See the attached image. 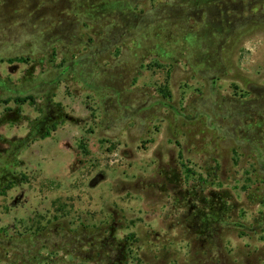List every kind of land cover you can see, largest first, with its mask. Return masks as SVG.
I'll use <instances>...</instances> for the list:
<instances>
[{"label": "rangeland", "instance_id": "1", "mask_svg": "<svg viewBox=\"0 0 264 264\" xmlns=\"http://www.w3.org/2000/svg\"><path fill=\"white\" fill-rule=\"evenodd\" d=\"M130 1L142 21L124 38L99 46L110 21L76 24L103 68L100 91L58 85L76 122L0 156V189L20 181L0 192V243L17 245L0 264H264V0ZM27 68L0 64L14 82ZM28 132L0 127V150Z\"/></svg>", "mask_w": 264, "mask_h": 264}, {"label": "trees", "instance_id": "2", "mask_svg": "<svg viewBox=\"0 0 264 264\" xmlns=\"http://www.w3.org/2000/svg\"><path fill=\"white\" fill-rule=\"evenodd\" d=\"M187 1L186 3H190ZM67 3L71 4V12H76L79 7L86 12L68 14V7H65ZM131 3L130 0H19L18 3L15 0H0V64L29 65L19 82H14L11 77L0 72V104L15 105V108L7 107L4 110L0 116V127L26 122L29 128L25 137L9 142L10 148L0 150V156L11 158L15 162L18 153L30 143L48 137L60 125L76 122L60 103L54 101L56 89L66 81L67 76L73 75L75 80L86 88L95 92L101 90L98 85L103 68L99 62L101 52L98 47L105 41L124 38L128 31L137 29L142 17ZM80 17L88 19L90 23H112L106 31L107 37L101 40L99 46L91 39H88L86 44L79 39L75 27L76 24L78 26ZM170 19L173 20L172 17ZM18 34L31 38L34 42L17 45L12 38ZM70 41L74 44H64ZM81 47L88 50L87 56H79L78 48ZM65 48L68 51L74 50L69 62ZM59 57L61 63L56 64L55 60ZM45 66L52 70V76L38 80L37 70L39 69V74L45 73ZM25 104L33 107L39 117L31 120L23 115L20 107ZM19 183L16 179L7 181L2 185L0 192ZM113 239V252L117 249H129L131 252L133 240H116L115 237ZM0 247L16 249L17 245L8 241L0 243ZM20 251L21 257L30 255V251ZM108 254H111V251ZM112 257L116 264H121L126 262L127 253L122 255V259H118L119 256L116 255Z\"/></svg>", "mask_w": 264, "mask_h": 264}, {"label": "water", "instance_id": "3", "mask_svg": "<svg viewBox=\"0 0 264 264\" xmlns=\"http://www.w3.org/2000/svg\"><path fill=\"white\" fill-rule=\"evenodd\" d=\"M97 183H98V180H97V179H94V180H92V181L90 182V186H91V187H94V186L97 185Z\"/></svg>", "mask_w": 264, "mask_h": 264}, {"label": "flooded vegetation", "instance_id": "4", "mask_svg": "<svg viewBox=\"0 0 264 264\" xmlns=\"http://www.w3.org/2000/svg\"><path fill=\"white\" fill-rule=\"evenodd\" d=\"M196 4H198V3H196ZM215 12H212V16H214V17H217L218 15L215 13Z\"/></svg>", "mask_w": 264, "mask_h": 264}]
</instances>
